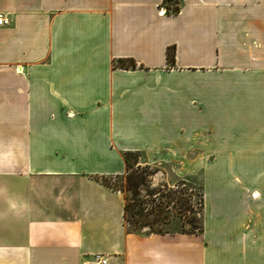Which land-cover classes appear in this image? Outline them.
<instances>
[{"label": "crops", "instance_id": "0c3cea01", "mask_svg": "<svg viewBox=\"0 0 264 264\" xmlns=\"http://www.w3.org/2000/svg\"><path fill=\"white\" fill-rule=\"evenodd\" d=\"M0 14V264H264V0ZM127 152L157 168L152 187L200 174L201 232L126 225L101 178L126 174Z\"/></svg>", "mask_w": 264, "mask_h": 264}, {"label": "trees", "instance_id": "16d2710c", "mask_svg": "<svg viewBox=\"0 0 264 264\" xmlns=\"http://www.w3.org/2000/svg\"><path fill=\"white\" fill-rule=\"evenodd\" d=\"M174 10H177V8H175ZM168 62L169 63H174L175 61V56H174V48H168ZM129 64L126 65L125 62H122L121 65L122 67H136V63L133 60H128ZM135 156V160L132 159V157ZM138 153H134V152H127L126 153V161L128 164V171L126 172V174L122 175L126 180H127V184L129 186L130 189H135L136 193L138 194V190L141 186H150L151 190H149L148 195H154V191L156 190L157 187H152L150 184V177L151 175H153L157 169H151L149 165H144L143 168H141V165H138ZM136 166V170H134V167ZM141 171L143 173V176L141 177H137L136 173L138 171ZM107 178L108 177H102V181L114 188V189H118L120 190L125 197V207H124V218H125V222L127 226H134L135 228L137 226H148L151 231L150 233H164L167 230H163V228H158V229H154L153 226L155 224L159 225L161 223L165 224L168 223V219L166 217H162V210L163 207H170V202L171 200L168 201H164V197H170V199L177 194V195H181V197H179L176 201V207L178 209V216L180 217H186L188 216V214L194 213V204L192 203V194L191 191H189L190 189L187 188L186 186V182L185 179H182L178 185L176 186V188L173 187H168L167 185H161V187H159L158 192L160 193L161 197L157 198V199H152V201L155 203V206H152V210L150 213H146V202L147 200L145 199H138L136 197L137 194L134 195L133 197V203L131 204V200L128 198V196L126 195V191L122 188H117V187H113L112 185H110L107 182ZM148 178H149V183H148ZM156 201H158V203H156ZM203 203H204V196H203V191H202V186H201V206L203 208ZM155 212H158L159 215L157 218H154L153 220H151L150 216L155 214ZM132 217V219H131ZM190 225L193 227L194 226V222L191 221L189 222ZM185 226V225H184ZM137 230V229H136ZM134 230V231H136ZM183 232H191V233H198L201 232L203 230V223L201 220V224L199 227H193L192 229H186L185 227L181 229Z\"/></svg>", "mask_w": 264, "mask_h": 264}, {"label": "rangeland", "instance_id": "374dc122", "mask_svg": "<svg viewBox=\"0 0 264 264\" xmlns=\"http://www.w3.org/2000/svg\"><path fill=\"white\" fill-rule=\"evenodd\" d=\"M133 160H135V156L132 157ZM139 156H138V161H139ZM144 165H141V168H143ZM176 167V164H172L170 167L168 166V168L173 171V169ZM151 169H157L156 167H151ZM134 170H136V166L134 167ZM137 177H141L143 176V173L139 170L136 173ZM182 179L180 178H175L173 179L174 184L172 186L167 185L168 187H173L176 188V186L178 185V183L181 181ZM107 182L112 185L113 187H117V188H122L126 191V195L128 196V198L131 200V204H134L133 202V197L136 193L135 189H130L128 184H127V180L123 177V176H118V177H108L107 178ZM186 182V186L187 188H189L192 194V203L194 204V213L188 214V216L186 217H180L178 216V209L176 207V201L179 197H181V195H175L173 197V199L170 197H164V201H168L171 200L170 202V207H163L162 210V217H166L169 218L168 223H161L159 225L155 224L153 226L154 229H158V228H163V230H175V229H179L181 230L182 228H186V229H192L194 226L195 227H199L201 224V220H202V206H201V186H202V182H201V176L200 174H195L193 176H190L189 178L185 179ZM148 183H149V178H148ZM160 186H158L156 188V190L154 191V195H148L149 190H151L150 186H141L138 190V194L136 195V197L138 199H145L147 200L146 202V210L145 212L150 213L152 210V206H155V203L152 201V199H157L160 198L161 195L158 192ZM156 203H158V201H156ZM159 215L158 212H155V214L151 215L150 218L151 220H153L154 218H157ZM132 219V217H131ZM193 221L194 222V226L192 227L190 225L189 222ZM185 225V226H184ZM130 229L132 230H136L138 233H150L151 229L148 226H137L136 228L134 226H128Z\"/></svg>", "mask_w": 264, "mask_h": 264}, {"label": "built area", "instance_id": "2783aa9c", "mask_svg": "<svg viewBox=\"0 0 264 264\" xmlns=\"http://www.w3.org/2000/svg\"><path fill=\"white\" fill-rule=\"evenodd\" d=\"M10 21L2 14H0V23L8 24ZM85 264H107V258L103 254H95L91 261L86 262Z\"/></svg>", "mask_w": 264, "mask_h": 264}]
</instances>
